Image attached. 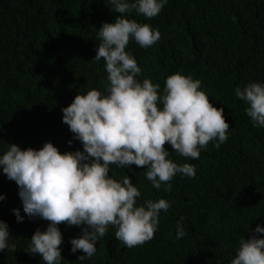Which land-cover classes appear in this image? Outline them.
I'll use <instances>...</instances> for the list:
<instances>
[{"label":"trees","instance_id":"trees-1","mask_svg":"<svg viewBox=\"0 0 264 264\" xmlns=\"http://www.w3.org/2000/svg\"><path fill=\"white\" fill-rule=\"evenodd\" d=\"M116 15L105 0H0V154L5 143L22 150H39L46 142L61 153L82 150L61 109L77 94L105 91V62L93 59L99 28ZM127 18L161 34L147 49L134 41L127 46L142 69L137 79L159 83L161 92L176 72L199 79L209 102L224 108L228 140L219 149L210 142L198 160L165 144L174 162L196 167L195 178L174 177L170 193L153 188L143 168L113 165L114 178L129 175L139 187L138 203L164 198L171 207L161 213L151 241L126 248L109 226L96 254L84 261L78 257L85 254H73L70 244L81 229L59 225L61 264H230L239 240L249 239L257 224L264 226V128L253 127L235 95L236 87L264 83V0H168L152 19L135 12ZM0 195H6L0 220L9 225V243L15 245V251L0 252V264H44L26 251L36 229L45 230L48 222L27 218L17 185L2 171ZM13 209H20L23 223ZM181 217L185 236L177 239Z\"/></svg>","mask_w":264,"mask_h":264},{"label":"clouds","instance_id":"clouds-1","mask_svg":"<svg viewBox=\"0 0 264 264\" xmlns=\"http://www.w3.org/2000/svg\"><path fill=\"white\" fill-rule=\"evenodd\" d=\"M116 15L114 22L103 23L97 32L101 41L93 60L105 62L108 84L105 91L91 89L77 94L61 109L62 122L79 141L82 150L61 153L51 142L39 150L21 149L6 144L0 154V171L18 187L23 213L30 220L47 221L45 230L37 228L28 243L27 253L39 255L44 264H61L64 237L59 225L81 229L70 240L71 251L84 253L79 261L96 254L98 241L109 226L126 248L151 241L158 230L161 213L171 202L164 198L138 203L141 191L129 175L116 179L112 166L145 170V177L157 191H172L177 175L195 178L196 167L174 162L165 144L188 159L198 160L209 143L216 149L228 140L229 123L224 108L214 107L202 89V82L191 75H169L165 87L137 77L142 69L127 51L130 41L141 48L155 45L160 31L148 23L127 18L133 12L145 19L160 14L168 0H105ZM236 97L246 105L245 114L254 128H264V83L250 82L235 88ZM72 140L68 141L71 145ZM6 195H0V201ZM17 223L25 217L13 209ZM181 217L176 238L185 236ZM9 225L0 220V252L15 251L10 244ZM264 226L257 224L249 239L239 240L230 264H264Z\"/></svg>","mask_w":264,"mask_h":264}]
</instances>
